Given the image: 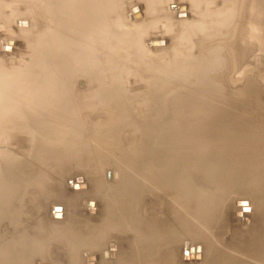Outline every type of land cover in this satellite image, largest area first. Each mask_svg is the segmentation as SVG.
Segmentation results:
<instances>
[{"label": "bare ground", "instance_id": "bare-ground-1", "mask_svg": "<svg viewBox=\"0 0 264 264\" xmlns=\"http://www.w3.org/2000/svg\"><path fill=\"white\" fill-rule=\"evenodd\" d=\"M9 1L18 6H14L11 11H8L7 7L10 8V6L1 7L0 5L2 15L5 12L2 11V8H6L5 10L13 17L15 11L24 8V11L31 15L35 12H38V15L40 13L41 15L45 14L46 17L51 19L52 25L48 28V31L43 32L41 28L35 30L32 41L29 43V48L33 49V53L30 55L28 68L13 67L10 71L5 72L4 78L0 77V264H45L44 261L47 262L46 257L48 258L52 252L56 258L59 257V252L69 253L68 256L71 257L72 261L66 259V264H96L98 259L92 245L95 243V233L98 231L103 233L102 240H106L108 235L111 234L124 238L131 236L132 238L131 250L128 256L121 257L114 253L108 256L111 261L103 264H172L175 254L169 255V242L174 238L171 223L165 219L152 220L150 217L152 214H147L146 211L144 213V210L139 206H128L132 215L130 220H127L125 213L127 206H114L112 209L114 217V219H111L112 224L106 219L100 227L91 228L89 232L85 230L84 226L89 217L100 215L102 209L101 207L97 210L96 202L98 203V201L89 199L86 200L84 206L85 214L88 215L86 219L80 218V214L74 212L77 201L73 198L78 200V196L82 197L91 191L85 176L87 174L81 173L74 177L70 190L72 192H69L71 197L69 196L68 201H66V198L61 201L52 199L55 204L50 206L49 211H46L43 207V200L48 199L46 194L43 197V192L48 193V195L51 194L53 189L49 187L55 185V180L48 178L41 180L39 164L44 161L45 170L48 173L51 172L52 167L64 158L61 150L57 147L60 141L71 147V154L67 157L71 160V163L85 160L87 162L84 163H88L94 153L93 146L100 147L104 151L119 144V139L116 138L120 136L122 126H126L123 120L128 118V112L123 107L124 103L120 96L123 92L120 87L118 89L117 78L111 80V82L108 79L109 84H107L104 78L105 75L100 73V65L103 61L102 58L105 59L106 36L112 34L108 16L123 15L125 0ZM141 1L146 4L150 13L155 9L154 5L157 2L161 3L162 0ZM182 1H188L191 3L189 4L191 7L194 5V0ZM30 2H32L31 9L28 7ZM249 14L256 17L258 25H252L251 21L250 24H247L246 17ZM62 15L72 18L74 24L70 27L63 25L64 28L57 20L54 24L53 19L55 20V18L57 19ZM240 20L242 22L230 34L225 44L220 45L223 47L216 46L215 50L209 42L201 43V46H198L200 53L208 49L215 50V58L212 57L214 59L212 66L210 70L205 72L209 76L207 78L209 81L206 82L205 79L202 84L199 83L205 89L213 87L217 94H219L221 88L218 90L216 88L222 86L219 77L220 72L231 65L233 69L235 67L237 73L241 74L242 70H245L249 65L248 60L251 59L248 58L253 52L250 41L256 42V48L254 49V51H257L255 54L256 59H258V56L259 59H264V0L242 2ZM115 21L111 24L114 26L119 25L116 19ZM22 24L24 25V23ZM22 27H25V25ZM186 28L189 31V26H186ZM259 33L261 38L258 37ZM112 35L116 38L117 34ZM135 38L137 37L130 36L129 43L133 44ZM56 63L60 64V67L63 66V76L58 75ZM167 69L170 70L169 67ZM176 70L178 71V69ZM235 70L232 71L235 72ZM181 73L183 74L182 70ZM198 74H195L196 80L202 81L203 73ZM74 76L78 79L81 77L84 79V84H79L80 90H75ZM242 80L244 81L245 78ZM153 83L145 86L148 90L147 97L153 96L154 85L156 87L161 85H157L158 81L155 80ZM194 87L199 88L196 83ZM245 87L240 93L232 94V96L243 102ZM115 101H118L116 108ZM96 110L101 111L104 115L103 119L101 117L99 121L86 126L88 117H91ZM188 114L185 117L184 113L178 114V119H170L169 113L160 109L154 118L145 120L141 130L145 138L143 143L147 145L148 150L146 151V163L143 166H138V169L143 173L141 176L144 181L141 191L160 189L163 182L169 184V179L172 176L177 179L179 186L184 180L185 165L182 158L186 139L181 145L170 150V140L173 135L172 128L175 129L179 126V118L182 121L184 120L186 124L189 132H187V139H200L201 137L204 139L202 144L200 142L202 146L197 154L200 160L204 159L207 153V142L220 144L221 142L234 140L229 137V135H232L231 131L238 129L243 124L238 122L239 119H236L238 117L230 115L227 117L221 116L219 122H216V115L214 116L212 111H201L199 108H196L191 115ZM241 121L246 122L243 119ZM212 126H218L221 130L214 135V133L208 131ZM128 127L133 133L131 139L134 140L138 131L130 125ZM206 136L208 137L206 138ZM242 136L251 141L250 144H260L259 147L262 148V151L251 147L248 150L246 148L243 150L237 148L239 143H229V150L223 151L222 155L214 158V161L217 159L218 161L209 171L198 164V166L191 167L190 172L197 178V183L214 184L226 190L227 201V196H231L236 192V194L239 193V195H242L241 197H244L240 198L244 201H246V197H250L253 199V203L263 204L261 198L263 182L260 172L264 170V123L246 130L242 133ZM18 137L20 141L16 143ZM10 140L11 142H9ZM12 140L16 144H11ZM95 140L97 142H94ZM180 148L183 149L182 154H180ZM81 149L84 152L75 160ZM262 155L263 158H261ZM220 158H223V161ZM175 159L178 160L177 165H175ZM117 160L115 163H109L115 168L116 175L115 186L112 188L113 193L116 197L125 201L137 200L135 195L138 191L133 188L140 187L141 184L134 183L136 180L133 178L132 173L125 170V159L122 154L119 155ZM96 173L100 174L101 172L99 170ZM60 175V178H62V174ZM154 177H156L157 184ZM105 178L107 184L109 178ZM103 180L100 179V182L103 183ZM106 184L103 187H98L97 192L107 194L110 189L104 188ZM58 191L61 192L60 186ZM220 199L215 198L213 207H209L207 210L199 206L200 211L190 217L188 226H185L182 213L175 214V221L185 229L187 237L198 242H208L210 239L207 229H210V227L215 228L221 235V229L226 224L227 206H219ZM90 202L92 206L88 205ZM257 204L252 206L248 201L247 206H233L235 220L240 221L244 217L249 220L255 214L256 218L244 230L247 234L239 237L235 235L234 239L236 241L229 244L227 253H220L216 249V253L210 255V264H264V206ZM66 206H74L72 211L69 209L70 221L65 223L64 227H58L65 219ZM179 208L184 207L179 206ZM117 210L121 212L116 213ZM142 213H144V218ZM235 213H239L238 216H235ZM154 223L163 226V228L152 227ZM199 226H203V228H199ZM132 229L131 235L125 234ZM248 233L252 236L249 237ZM183 247L184 245L180 249L181 252L177 254H181V263L179 264H182L183 259L186 258L184 257ZM86 249H89V252L85 254L83 263L80 261L81 259L74 258L73 254H78L79 251ZM193 249V252L189 247L187 249V253L190 254L186 255L190 259L193 256L197 258L198 250L196 251L195 247ZM90 256L94 258V261L88 259ZM194 262H196V259H194Z\"/></svg>", "mask_w": 264, "mask_h": 264}, {"label": "rangeland", "instance_id": "rangeland-1", "mask_svg": "<svg viewBox=\"0 0 264 264\" xmlns=\"http://www.w3.org/2000/svg\"><path fill=\"white\" fill-rule=\"evenodd\" d=\"M244 1L247 0H194V5L191 7L189 5L191 3L188 1L162 0L160 1L161 3L157 2L156 5H154V11L149 13L146 4L143 1L125 0L123 15H113V17L108 16V21L111 25L110 31L112 34L117 35L116 38L112 34L106 36V54L104 56L105 59L102 58L103 61H101L100 73L105 75L104 78L107 84H109V80L111 82V80H116L117 78L118 89L120 87L123 92L120 96L124 103L123 107L128 112V120H123L126 126H122V131L119 133L120 136L116 138L119 139L118 146L110 147L104 151L100 147L93 146L94 153L92 158L88 160V163H84L85 161L87 162V160L71 163V160L67 158L71 154V147L67 146L63 141H60L57 147L61 150L64 158L60 160L56 166L51 168V172L47 173L44 161L40 162L39 170L41 180H44V178L53 181L55 180V185L49 187L53 189L52 193H49L48 195V193L43 192V197L45 194L48 197V199L43 200V207L46 211H49L50 206L55 204L52 199L61 201L66 198V201H68L70 196L69 192H72L70 190L71 184L75 179L74 177L84 173L87 174L85 176L86 180H88L89 188L91 187V191L82 197L78 196V200L73 198L77 201L74 212H78L81 216L80 218L86 219V216L88 215L85 214L84 206L86 205V200L88 201L89 199H95L98 201V203L95 201L98 206L97 210L102 207L100 215L89 217L84 226L85 230L89 232L91 228L100 227L106 219L112 224L111 219H114L112 209L114 206H127L125 211L127 220H130L132 217L131 209H129L128 206H139V208L144 210V213L146 211L147 214H152L150 216L152 220L158 221L165 219L167 222L171 223L174 238L169 242V255L173 253L175 254L172 264L181 263V254H177L181 252L180 249L183 245L186 246L187 249L189 247L192 252L194 251L193 247H195L196 251L198 250V254L196 255L197 258L193 256L190 259L188 256L183 259L182 264H210V255H214L216 249L218 252L220 251V253H227L229 244H233L232 242L236 241V239H234L235 235L239 237L247 234L244 230L251 222H253L254 218H256V214L254 217H250L249 220L244 217L242 220L237 221L233 217V206H247L248 201L252 206H256L257 203H253V199L246 196V201L240 199L244 197H241L242 195H239V193L236 194V192L231 195L232 197L227 196V201L226 190L221 189L214 184L205 185L201 184V182L197 183V178H195L190 172V168L198 166V164L209 171V169L218 161V159L214 161V158L218 155H222L223 151L229 150V143H239L237 148L243 150L244 148L248 150L251 147L262 151V148L259 147L260 144H250L251 141L242 136V133L246 132V130L264 123V59H262V61L259 59V56V60L255 57L257 52L254 51L256 48V42L253 40L250 41L253 52L250 54V58H248L251 60H248L249 65L246 67L247 69L245 68V70H242L240 74L239 72H236L235 67L233 69V66L229 65L225 70L220 72L219 77L222 86L216 88L217 90L221 88L219 94L213 90V87L205 89V87L199 83L201 82L202 84L205 79L206 82L209 81V79L207 80L209 76H207L205 72L210 70L212 66V61L214 60L212 57L215 58L214 53L216 46L223 47L220 45L225 44V41L230 34H232V32L238 27L237 25L242 22L240 20V6ZM31 4L32 2L28 4L29 9L32 8ZM0 5L1 7L10 6V8L7 7L8 11H11L14 6H18L14 5L13 2L9 0H0ZM5 9L6 8H2V11L4 10L6 12L3 11V15L2 12H0V77L2 78L5 77V72L10 71L13 67L28 68L30 64L29 59L31 58L30 55L33 53V49L29 48V43L32 41V36L35 30L41 28L43 32L48 31V28L52 25L51 19L46 17L45 14L41 15L40 12V15H38V12L31 15L24 11L25 9L23 8L15 11V16L13 17V15H9V12ZM36 10H38V8H36ZM61 17L59 16L57 19H53V23L56 24L57 20V22L61 24V27L63 25L70 27V25L72 26L74 24L72 18L64 15ZM115 19L119 24L117 26L112 25L116 22ZM246 19L247 24H250L251 21L252 25H258V23H256L257 19L254 15L249 14ZM22 23H24L25 27H22L24 26ZM186 26H189V31H187L188 28H186ZM130 36L133 38L137 37L134 39L136 45L134 42L133 44L129 43ZM258 37L261 38L260 33ZM206 42H209L215 50L208 49L200 53L198 46H201V43ZM216 42L218 43L215 44ZM253 57L255 58L253 59ZM56 67L59 74L56 73L59 76H63V66L60 67V64L56 63ZM168 67L170 70L167 69ZM176 69H178V71ZM181 70L183 74L181 73ZM232 70H235V72ZM201 72L203 73L202 75H204V80L202 77V81H198L196 80L197 78L195 77V74H200ZM243 78H245L244 81L242 80ZM154 80L158 81L157 85H161L157 87L154 85L153 96L147 97L148 90L145 86H148L149 83L152 84ZM73 81L74 84L76 83L75 90H80L79 84L83 83L84 79L82 77L78 79L74 76ZM227 81L229 82V85ZM195 83L199 88L194 87ZM243 87H245V92H242L245 99L241 102L239 99H235L232 94L240 93ZM85 90L87 91L88 89ZM117 103L118 101H115V108ZM196 108H199L201 111H212V114L214 116L216 115V122H219V117H227L230 115L238 117L236 118L237 120L239 119L238 122L243 124H241L238 129L236 128L231 131L232 135H229V137L234 140L221 142L220 144L210 142H207L208 144L205 143L207 144L206 146L208 150L205 158L200 160L197 157V154L201 150L200 147L202 146V140L204 139L202 137L200 139H187L186 137H188L189 132L187 131L186 124L184 120L182 121V119L179 118V126L175 129L172 128L173 135L170 140V150L181 145L186 139V142L184 143V155L182 158L185 165L184 180L179 186L177 184V179L172 176L169 179V184L163 182L160 189L155 188V190L141 191L144 181L141 176L143 173L138 169V166H143L146 163V151L148 150L147 145L143 143L145 142V138L141 130L145 120L154 118L160 109L168 112L170 119H178V114L184 113L185 117L188 113V115H191ZM247 115L249 116L247 117ZM103 116L104 115L100 110H96L91 117H88V123L86 126L88 124L90 126L95 121H99L101 117L103 119ZM242 119L244 121L246 120V122L248 121V123L241 121ZM128 125L138 131L135 134L134 140L131 139L133 133ZM220 130L221 128H218V126H212L208 131L215 135V133ZM207 137L208 136H206V138ZM19 141L20 138L18 137L16 143ZM9 142H11V140ZM94 142H97V140ZM115 142L117 141L115 140ZM16 143L12 140L11 144ZM241 144L242 146H240ZM180 151V154H182L183 149L180 148ZM79 152L80 153H78V157L75 158V160L79 158L84 150L81 149ZM121 154L125 159V170L132 173L133 178L136 180L134 183L141 184L140 187L133 188L138 192L135 195L137 200L132 202L116 197L112 189L115 186L116 175L115 168L109 163H115V161H118L117 159H119V155ZM261 158H263V155ZM220 160L223 161V158H220ZM175 161V165H177L178 160L175 159ZM99 170L101 173L97 174L96 172H99ZM60 174H62V178H60ZM260 175L263 182L261 196L263 204L257 205L264 206V170L263 172H260ZM105 177L109 178L107 184ZM100 179H104V182L101 183ZM77 180H79V178H77ZM162 180L164 181V178ZM154 181L156 184L158 183L156 177H154ZM105 184L106 186L104 188L110 189L109 192L107 194L97 192V188L100 186L103 187ZM59 186L61 187V192L58 191ZM65 186L69 188L67 189ZM74 188H76V186H74ZM215 198H221L219 206H227L226 224L224 225L225 228L223 227L221 229V235H219L215 228L210 227L211 230L207 229L210 239L208 242H198L193 238L187 237L185 229L175 221V214L178 212L182 213L185 226H188L190 217L197 211H200L199 206H202V209L207 210L209 207H213ZM236 200L238 201L236 202ZM179 206L184 208L181 209ZM72 207L74 206H66L65 219L58 227H64L66 225L65 223L70 221L69 209L72 211ZM120 212V210L119 212L118 210L116 211V213ZM144 213H142L143 218L145 217ZM236 214L239 213H235V216ZM153 226L157 229L163 228V226H158L155 223L152 224V227ZM199 228H203V226H199ZM132 231L133 229L125 234L131 235ZM234 232L237 233L235 234ZM248 236L251 237L252 234L248 233ZM95 237L96 240L92 246L94 247V253L98 259L96 264L107 263V261L110 262L111 260L108 256L114 253H117L121 257L130 254L132 245L131 236L124 238L118 237L116 234H111L108 235L106 240H102L103 233L98 231L95 233ZM57 246L59 245L57 244ZM88 252L89 249L84 251L81 250L78 254H73V256L75 259H81L80 261L83 263L84 256ZM58 254L59 257L56 258L55 254L52 252L48 258L46 257L47 262L44 261L45 264H66V259L72 261L71 257L68 256L69 253L59 252ZM60 257H62V259H60ZM88 259L94 261V258H91V256L88 257ZM194 259H196V262H194Z\"/></svg>", "mask_w": 264, "mask_h": 264}, {"label": "water", "instance_id": "water-1", "mask_svg": "<svg viewBox=\"0 0 264 264\" xmlns=\"http://www.w3.org/2000/svg\"><path fill=\"white\" fill-rule=\"evenodd\" d=\"M80 85H82V83H80ZM88 205H89V206H92V203H88ZM236 216H238V215L236 214ZM184 253H185L184 257L187 258L188 256H187L186 254H188V253H187V250H186V246H184ZM189 258H190V257H189Z\"/></svg>", "mask_w": 264, "mask_h": 264}]
</instances>
